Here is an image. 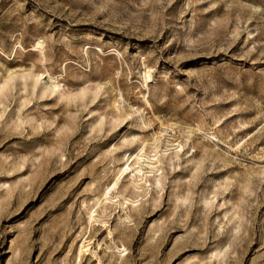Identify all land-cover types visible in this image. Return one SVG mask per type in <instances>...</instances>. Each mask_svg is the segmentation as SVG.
I'll return each mask as SVG.
<instances>
[{"label": "rangeland", "instance_id": "374dc122", "mask_svg": "<svg viewBox=\"0 0 264 264\" xmlns=\"http://www.w3.org/2000/svg\"><path fill=\"white\" fill-rule=\"evenodd\" d=\"M0 264H264V0H0Z\"/></svg>", "mask_w": 264, "mask_h": 264}, {"label": "bare ground", "instance_id": "6f19581e", "mask_svg": "<svg viewBox=\"0 0 264 264\" xmlns=\"http://www.w3.org/2000/svg\"><path fill=\"white\" fill-rule=\"evenodd\" d=\"M125 167V166H124Z\"/></svg>", "mask_w": 264, "mask_h": 264}]
</instances>
